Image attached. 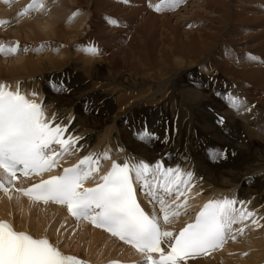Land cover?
Wrapping results in <instances>:
<instances>
[{"label":"bare ground","instance_id":"obj_1","mask_svg":"<svg viewBox=\"0 0 264 264\" xmlns=\"http://www.w3.org/2000/svg\"><path fill=\"white\" fill-rule=\"evenodd\" d=\"M55 1L42 0L43 9L37 5L20 15L32 0H0V18L9 21L0 24V41H18L20 45L17 54L0 55V83L14 89L20 82L22 91L29 98L43 102L49 118L55 113L63 124L68 125L66 135L82 137L59 163H77L83 156L93 154L89 141L95 142L93 145L97 148L107 133L116 129L113 140L106 138L110 148L105 145V151L100 155L99 172L85 185L97 183L113 161L143 160L152 164L162 161L165 167H179L182 172H191L189 184L181 186L184 196L176 200L174 194L169 200V203L172 200L181 203L186 198L187 205L180 209L178 218L165 225V229L175 231L205 201L224 197L246 202L247 208L256 213L255 219L259 223L254 225L249 219L244 222L247 227L233 225L221 248L207 256L190 257L185 264H261L264 261V84H250V60L245 55L248 49L244 42L251 31L244 9L246 0H236L237 3L234 0L228 3L225 0H184V5L180 4L174 12L160 13L157 17L150 16L151 11H148V4L153 0H129L121 6L109 5L114 12L129 8L128 17L134 20L139 9L143 12L148 8L145 17H152L153 23L161 24L159 36L151 32L153 37L149 38L143 32L144 19L138 21L134 30L132 25L131 29H122L126 30L123 31L125 34L114 33L117 25L101 20L102 8L98 9L97 3L100 7L103 0H60V8L51 5ZM193 2H198L201 7L208 4V7H214L212 11L221 12L225 16V33L228 28L230 31L234 15L242 16L241 24H235L232 35H222L218 32L222 26L219 29L218 24L215 28L210 27L212 20L207 17L212 13L204 16L202 8L201 12L195 13ZM146 3L148 7H145ZM47 13L50 16H46ZM73 13L77 14L73 17ZM196 15L201 18H194ZM171 17L175 18V23ZM263 24H254L252 30H258ZM205 28H210V32L205 34ZM129 32L130 41L126 37ZM90 46L97 47L99 54L85 51ZM231 52L234 56L239 55V63L236 62L239 69L231 65L233 55H228ZM199 57L205 58L198 60ZM197 63L206 66L199 69L205 82L203 85L191 79L195 71L186 67ZM223 79L235 83L234 96L246 99L248 106L255 105L250 112H237L224 98L216 95ZM62 83L69 95L52 93L58 91L57 86ZM161 88L164 91H160ZM33 92L37 94L35 97L31 95ZM149 97H153L151 102L155 101L156 106L143 108ZM113 105L128 111L137 107L139 114L136 109L132 110L135 114L144 116L151 112L156 118L147 121L127 112L129 124L117 129L114 125L120 114L114 112ZM221 117L224 122L219 125L217 122ZM145 124L158 135L159 141L138 138L137 134ZM103 127L106 128L104 133L95 130ZM94 131L96 133L92 134ZM118 135H123L124 141ZM30 181V178H20L15 187ZM15 187H10L8 192L0 190V220L8 219L16 230L37 238L45 236L62 252L90 259L92 264L115 257L142 260V254L105 232L69 217L61 206L33 201L21 196ZM146 203L154 213V204L149 200ZM237 207L241 205L237 204ZM240 227H244L243 233L237 231ZM233 235L235 240L231 238ZM103 240H106L105 244Z\"/></svg>","mask_w":264,"mask_h":264},{"label":"snow or ice","instance_id":"obj_2","mask_svg":"<svg viewBox=\"0 0 264 264\" xmlns=\"http://www.w3.org/2000/svg\"><path fill=\"white\" fill-rule=\"evenodd\" d=\"M122 2L129 3V0ZM183 2L161 0L149 6L160 12L162 5L175 9ZM37 5L40 9L44 7L42 0H32L20 15ZM76 14L73 13V17ZM105 20L111 25L119 23L109 16ZM7 23L9 21L0 20V24ZM19 50L18 41H0V55H15ZM85 51L99 54L100 50L90 46ZM245 55L249 60H259L251 53ZM31 95L35 97L37 94L33 92ZM225 99L228 106L237 112H250L255 107L248 106L246 99L230 92ZM218 122L223 123V118ZM66 133L68 125L63 124L55 113L49 118L43 102L38 103L29 98L22 91L20 82L14 89L6 83H0V190L8 192L10 187H15L18 173L24 177L39 176L57 168L62 156L70 153V149L82 139ZM137 135L142 141L156 138L146 124ZM104 158H108L106 153ZM99 161L100 154L97 153L83 156L76 164L63 168L62 174L50 175L39 183L28 188H17L16 191L35 201L66 205L72 216L89 220L96 227L106 229L112 236L142 254V260L135 264H185L190 257L207 255L221 248L232 232L233 225L244 224L249 219L254 225L259 223L255 219L256 213L247 208L246 202L224 197L206 202L194 219L178 232L167 230L164 225L178 218L180 209L187 205L186 198L181 203L176 200L184 196L181 186L188 185L193 174L182 172L179 167H165L162 161L154 164L143 160H125L123 163L113 161L111 169L99 177V183L85 187V182L99 172ZM136 184L149 197V202L154 204L153 214L146 212L137 200ZM174 194L176 200L169 203ZM237 204L241 207H237ZM244 227L247 225L244 224ZM244 227L237 231L243 233ZM231 238L235 240L236 237L233 235ZM0 264L87 262L63 253L47 238H34L28 232L15 230L8 221L0 220ZM110 264L120 262L113 261Z\"/></svg>","mask_w":264,"mask_h":264},{"label":"rangeland","instance_id":"obj_3","mask_svg":"<svg viewBox=\"0 0 264 264\" xmlns=\"http://www.w3.org/2000/svg\"><path fill=\"white\" fill-rule=\"evenodd\" d=\"M57 1V2H56ZM54 3H52L51 5L53 6V7H56V8H60L59 6H61L60 4H61V1L60 0H56ZM109 1V2H108ZM131 1V0H130ZM148 1H152V0H148ZM157 2H155V0H153V2H151L153 5H155V4H157V3H160L161 2V0L159 1V0H156ZM103 2L104 3H100V7H99V3H97V7H98V9L99 8H102V10H100V16H101V20L102 21H106L105 20V17H106V15L108 16H110V17H112V18H117V19H119V23L117 24V29H115V30H113V32L114 33H117V31L118 32H121V34H123L126 30H122V29H124L125 27H126V29L127 28H129V29H131V26L132 25H134V26H132L133 27V30H134V27L136 26L137 27V25H139V23H140V21L142 20V19H144V21L146 22L145 23V26H144V28H143V32H145L144 34H145V37H147V38H149L151 35H152V33L151 32H156L155 33V35H158V34H160V25L161 24H159V23H153V21L151 20V18H146L145 17V11L146 10H148V8H149V10L148 11H151V14H150V16L151 15H153L154 14V16H158V14H160V13H172V12H174L173 11V9L169 6V5H162V10L160 11V12H156L155 10H154V8L152 7V10H151V8L150 7H148L147 6V3L146 4H144V5H146L145 7H148L147 9L146 8H144L145 10H143V12H141V10L142 9H139L137 12H136V19L134 20V19H130L129 17H128V14H129V11H128V9H127V7H125V8H123V9H125L124 10V12L123 11H117V12H114V8L113 7H109V5L110 4H120V6L122 5V0H103ZM106 2V3H105ZM121 2V3H120ZM150 2H148V3H150ZM229 2V0H225V3H228ZM56 3V4H55ZM58 3V4H57ZM108 3V4H107ZM150 3V4H151ZM186 3V2H185ZM194 3V2H193ZM192 3V4H193ZM234 3H237L236 2V0H234ZM262 3V4H261ZM150 4H148V5H150ZM182 4V3H181ZM195 4V3H194ZM56 5V6H55ZM184 5V2H183V4H182V6ZM201 4H199L198 2H196V4H195V7H194V10L196 11H194L195 13H197V12H201L202 10V13H204L205 15L204 16H210L211 15V13H212V15L210 16V17H207L208 18V20H210V18H211V20H212V22H210V27H211V25H212V27H216L217 26V24H218V29H219V27H221L222 26V29L220 30H218V32L219 33H221L222 35H229V34H231L232 35V33H233V28H234V26H235V24L236 25H238V24H241V21H239V20H241L242 19V16H233L232 18H233V22H232V25L230 26V31H229V28L228 29H226L227 30V33H225L223 30H224V27L226 26V24L223 22V19L225 18V16H223L222 15V13L221 12H218V10H216V11H212L213 9H212V7L213 6H210V7H208V4H206L205 6H203V7H201L200 6ZM242 5V4H241ZM124 6V5H123ZM128 7H130V6H128ZM198 7H200V8H198ZM122 8H120V10H122ZM201 8H202V10H201ZM214 8V7H213ZM216 8H218L217 6H216ZM105 9V10H104ZM106 9H107V12H106ZM170 9V10H169ZM199 9V10H198ZM244 9H246V16L249 18V23H250V25H251V31L249 32V39H246V41H244L245 43H246V45H247V49H248V53H251L252 55H254V56H256V57H258L259 58V60H250V66H249V68H251V69H248V71H249V73H251L250 74V76H251V79H250V84H252V85H258V82H262V84H264V65H262V64H264V63H262V62H260V61H264V40H262V39H264L263 37H264V0H246V3H245V6H244ZM113 10V11H112ZM166 10V11H165ZM128 13H127V12ZM205 11L208 13H205ZM259 12H261V13H259ZM115 13H118V15L117 14H115ZM124 13V14H123ZM142 15H141V14ZM251 13H252V15H251ZM190 14H192V10L190 11ZM194 14V13H193ZM218 14V15H217ZM260 14V15H259ZM125 15V16H124ZM220 15V16H219ZM46 16H50L48 13L46 14ZM199 15H196V16H194V18H198V20L201 18L200 16V18L198 17ZM255 16V17H254ZM159 17H161L160 15H159ZM33 19H35L36 17H32ZM206 18V17H205ZM216 18V19H215ZM100 19V18H99ZM150 19V20H149ZM175 18H173V17H171V21L172 22H174L175 23V20H174ZM0 20H1V18H0ZM2 20H5L4 18H2ZM148 20V21H147ZM262 20V21H261ZM21 21H23V20H21ZM26 21H28V20H26ZM138 21H139V23H138ZM204 21V20H203ZM159 22H162L161 20L159 21ZM206 22V21H205ZM213 22H215V23H213ZM258 22H262V24L263 25H259V29L257 30V29H253L252 30V27L254 28V24H258ZM131 25H130V24ZM197 23L199 24V22L197 21ZM152 24V25H151ZM155 24V25H154ZM197 24V25H198ZM129 26V27H128ZM149 28V29H148ZM157 28V29H156ZM119 29V30H118ZM144 29H145V31H144ZM153 31H152V30ZM165 29V28H164ZM232 29V30H231ZM132 30V31H133ZM146 30H150V32L149 31H146ZM155 30V31H154ZM210 28L207 30L206 28L204 29V32H205V34L207 33V31H209L210 32ZM258 31V33H257V31ZM124 31V32H123ZM130 32H131V30H130ZM128 33L127 34V36L126 37H128V41H130V37H131V33ZM216 32V31H215ZM252 32H253V34H252ZM260 32V33H259ZM147 33V34H146ZM150 33V34H149ZM224 33V34H223ZM257 35H256V34ZM262 33V34H261ZM125 34V33H124ZM149 34V35H148ZM120 36V35H119ZM149 36V37H148ZM159 36V35H158ZM255 36V37H254ZM259 36V37H258ZM261 36V37H260ZM151 37H153V36H151ZM121 38V37H120ZM124 38V37H123ZM154 39H157L156 37H154ZM261 40V41H260ZM151 42H152V40H150ZM155 41L156 40H154V43H155ZM260 42V43H259ZM242 46V45H241ZM262 47V48H261ZM232 47H230L229 49L230 50H232L231 49ZM261 48V49H260ZM236 50H237V48H236ZM236 50L234 49V51L236 52ZM224 51H226V50H224ZM238 51V50H237ZM261 51H262V53H261ZM238 53V52H237ZM222 55H224V53L222 54ZM228 55H233V52H231V54H229L228 53ZM258 55V56H257ZM227 55L225 54V57H226ZM205 58V57H204ZM203 58V59H204ZM202 58H198V60H203ZM249 60V59H248ZM239 61V55L237 54L236 56H234L233 55V61L231 62V65L233 66V67H235V68H237L238 66L237 65H239V64H237V63H239L238 62ZM234 62V63H233ZM237 62V63H236ZM260 62V63H259ZM233 63V64H232ZM253 64V65H252ZM192 66L190 67V65H187L186 67H188V68H190L191 70H193V71H195V73H194V77H192L191 76V79L192 80H195V81H197V82H199V84L200 85H203L205 82L202 80V75H201V73L199 72L200 70L199 69H201V68H203V67H206L205 65H199V63H197V65L195 66L194 64H191ZM208 65V64H207ZM255 65V66H254ZM208 66H210V65H208ZM260 68L259 70H258V68ZM196 67H197V69H196ZM240 67H238L237 69H239ZM253 68V69H252ZM256 68V69H255ZM197 70V71H196ZM202 71V70H201ZM263 71V72H262ZM257 72V73H256ZM201 75V76H200ZM261 75V76H260ZM198 76V77H197ZM200 76V77H199ZM196 77V78H195ZM195 78V79H194ZM219 88H218V93H220V97L221 98H224L225 99V96H226V94L227 93H232L233 94V88H234V85H235V83L234 82H230V81H227L226 79H223V81L222 82H219ZM224 84V85H223ZM65 84L64 83H62V85H59V86H57V90L58 91H56V92H52V93H55V94H67V95H69L68 94V91H67V89H66V85L64 86ZM259 86V85H258ZM264 87V86H263ZM60 90H62V91H60ZM65 90V91H64ZM160 91H164V89L163 88H161L160 89ZM58 92V93H57ZM169 92V91H168ZM234 95V94H233ZM156 96V95H155ZM245 97H249V95H244ZM153 99V97L151 98V97H149L145 102H144V104H145V106L143 107V108H145V107H147V108H154L155 106H156V102L154 101L153 103L151 102V101H153L152 100ZM225 102H227L226 101V99L224 100ZM148 102V103H147ZM156 103V104H155ZM114 104H116V102L114 103ZM148 104V105H147ZM153 104V105H152ZM147 105V106H146ZM115 109H114V108ZM111 108L112 109H114V112H117V114L119 115L120 114V117H119V119L117 120V123L114 125V127H120V128H124V127H127V125L129 124V119H128V114H127V112H131L132 114L131 115H137V114H139V109H137V107L136 108H133L132 110H135L136 109V112H137V114H135L131 109H129V111L128 110H124V109H119L118 107H116V106H111ZM117 108V109H116ZM129 108H132V107H129ZM143 108H141V109H143ZM121 111V112H120ZM169 111H170V113H172L171 112V109L169 108ZM123 113V114H122ZM170 115V114H169ZM97 115H95V117H96ZM137 116H140V117H142V118H145L147 121H150V120H153V119H155L156 118V114H154V113H151V112H149L147 115H137ZM121 118V119H120ZM219 125H221L222 123H219V122H217ZM121 125V126H120ZM104 128V127H103ZM97 128V129H95V130H97L98 132H101V133H104L105 132V130H106V128ZM117 128V129H118ZM100 129V130H99ZM115 131H116V129H114V130H112L111 131V133H107V135L104 137V135H102V138L104 139H102V142L100 143V144H97L96 145V147L97 148H99V149H97V148H95L94 147V143H93V141H89L90 142V144H89V147H90V149L93 151V153H97V154H100L101 155V153H102V151L104 152L105 150V145H108V147L110 148V145H109V143L107 142V140H106V138H109V140H113V137H114V133H115ZM96 133V131H94L92 134H95ZM155 136H156V138H154V140H157V141H159V138H158V135H156V133H155ZM118 137H119V139H121L122 141H124V137H123V135L122 136H120V135H118ZM134 137V136H133ZM117 140V139H116ZM118 141V140H117ZM105 143V144H104ZM104 144V145H103ZM98 145H100L99 147H98ZM102 145V146H101ZM194 145H196V146H198V144H196L195 142H194ZM101 148V149H100ZM95 149H96V151H95ZM90 150V152H92ZM220 153H222L221 151H220ZM221 156V155H220ZM221 157H223V156H221ZM171 160V159H170ZM221 161L222 162H224L223 161V159H221ZM101 163V161H99V164ZM61 229V228H60ZM59 230V229H58ZM62 230V229H61ZM63 231V230H62ZM61 231V232H62ZM56 233H57V231H56ZM55 238H57L58 237V235H56L55 234V236H54ZM63 239V236L60 238V240H62ZM106 243V240H103V244H105ZM112 247V246H111ZM111 251H113V247L111 248Z\"/></svg>","mask_w":264,"mask_h":264}]
</instances>
